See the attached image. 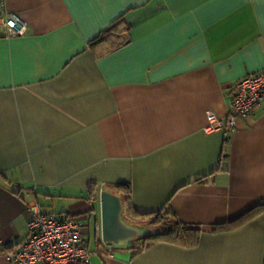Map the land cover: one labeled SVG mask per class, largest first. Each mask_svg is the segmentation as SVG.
Instances as JSON below:
<instances>
[{
  "label": "crops",
  "instance_id": "crops-1",
  "mask_svg": "<svg viewBox=\"0 0 264 264\" xmlns=\"http://www.w3.org/2000/svg\"><path fill=\"white\" fill-rule=\"evenodd\" d=\"M5 3L27 29L0 35V264L30 200L80 223L90 264H264V99L232 130H204L264 68V0ZM101 188L147 228L136 214L170 206L195 243L92 237Z\"/></svg>",
  "mask_w": 264,
  "mask_h": 264
},
{
  "label": "built area",
  "instance_id": "built-area-1",
  "mask_svg": "<svg viewBox=\"0 0 264 264\" xmlns=\"http://www.w3.org/2000/svg\"><path fill=\"white\" fill-rule=\"evenodd\" d=\"M27 29L26 21L9 11L0 0V35L19 36ZM264 99V68L239 78L228 94L229 107L224 117L207 111L205 131L219 128L232 130L239 117H248ZM27 235L20 244L6 252L13 264H90V251L80 223L62 212H50L36 200L26 203ZM95 234L100 239V222H95ZM101 240V239H100Z\"/></svg>",
  "mask_w": 264,
  "mask_h": 264
},
{
  "label": "water",
  "instance_id": "water-1",
  "mask_svg": "<svg viewBox=\"0 0 264 264\" xmlns=\"http://www.w3.org/2000/svg\"><path fill=\"white\" fill-rule=\"evenodd\" d=\"M100 239L113 248H130L137 238L143 237L150 229L130 222L123 216L122 197L106 188L98 195Z\"/></svg>",
  "mask_w": 264,
  "mask_h": 264
},
{
  "label": "trees",
  "instance_id": "trees-1",
  "mask_svg": "<svg viewBox=\"0 0 264 264\" xmlns=\"http://www.w3.org/2000/svg\"><path fill=\"white\" fill-rule=\"evenodd\" d=\"M108 30L109 29L103 30L100 36L94 38V41L100 38H103V35L107 33ZM115 186L120 189L128 188V185L125 183L116 184ZM119 195L122 197V202H123V196L121 194ZM128 208L131 210L130 207ZM252 211L253 210L246 212L240 218L236 219L235 222H239L243 219L249 218L252 215ZM136 215H139L145 218L146 220L152 217V220L150 223L152 224L157 223L160 226L162 225V229L160 228L158 229L156 227L149 225L148 227L150 229V232L147 235L137 238L134 241L135 244L132 247H136V249H140L156 240H168L171 242L182 243L184 245H192L196 241L198 230L196 228L189 227L186 224L180 222L176 218V215L170 206L163 207L156 212L138 213ZM163 217H167V218L163 219Z\"/></svg>",
  "mask_w": 264,
  "mask_h": 264
},
{
  "label": "rangeland",
  "instance_id": "rangeland-1",
  "mask_svg": "<svg viewBox=\"0 0 264 264\" xmlns=\"http://www.w3.org/2000/svg\"><path fill=\"white\" fill-rule=\"evenodd\" d=\"M54 208V207H53ZM53 208H51V209H53ZM164 218H167V217H163V219ZM151 220H152V217L151 218H148L147 220H146V223H147V225L149 226H153V227H156V228H160V229H162V225L160 226V225H158L157 223H150L151 222ZM162 220V219H161ZM160 224V223H159ZM93 222H90V233H91V236H92V232H93ZM93 237V236H92ZM92 242V238H91V241H90V244H92L91 243Z\"/></svg>",
  "mask_w": 264,
  "mask_h": 264
}]
</instances>
